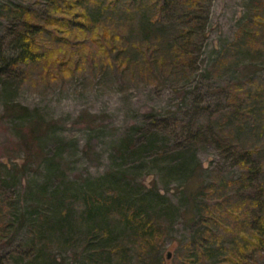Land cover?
<instances>
[{
    "label": "trees",
    "instance_id": "obj_1",
    "mask_svg": "<svg viewBox=\"0 0 264 264\" xmlns=\"http://www.w3.org/2000/svg\"><path fill=\"white\" fill-rule=\"evenodd\" d=\"M41 3L42 8L23 2L2 7L8 23L7 39L0 41V78H15L21 71L22 78H28L33 72L37 81L50 84L86 68L100 71L113 66L136 69L144 77L189 78L197 68L195 52L197 40L205 34L207 0ZM262 52L264 0H257L224 53L231 66H238L239 60ZM219 92L233 108L232 115L241 114L237 129L246 125L243 115H264V83L258 79L230 80ZM1 112V121L17 125L16 145L23 155L22 163L10 168L0 159V172L34 165L33 171L42 174L36 173L27 184L29 199L15 213L11 200H0V243L8 234L23 232L22 246L10 255L13 264H64L65 259L54 254L56 247L70 253V264H160L166 237L161 223L164 196L137 186L134 177L141 162L157 157L169 158L166 178L180 181L190 200L185 215H196V228L173 264H258L264 256V183L257 182L263 165L253 158L255 148L234 141L232 131L214 117L194 131L186 125L183 140L172 144L160 137L166 127L158 122L149 129L131 125L112 142L105 171L71 175L65 162L70 141L49 147L46 139L53 123L38 108L5 102ZM206 134L209 144L234 160L240 171L237 177L216 174L204 180L196 145ZM0 178L3 182L6 175ZM132 253L135 261L129 257Z\"/></svg>",
    "mask_w": 264,
    "mask_h": 264
},
{
    "label": "rangeland",
    "instance_id": "obj_2",
    "mask_svg": "<svg viewBox=\"0 0 264 264\" xmlns=\"http://www.w3.org/2000/svg\"><path fill=\"white\" fill-rule=\"evenodd\" d=\"M13 2L42 8L41 2L44 0H0V41L2 37L7 39L8 17L3 9ZM256 2L207 0L208 21L205 34L197 40L194 59L197 68L189 78L181 75L178 78H165L155 74L144 77L136 69L124 70L113 66L100 71L86 68L62 82L46 84L37 81L33 72L28 78H22L21 71L20 76L16 72L18 76L15 78H0V114L5 102H19L29 108H38L44 119L53 123L52 132L48 134L50 138L46 139L49 147H54L56 141H70L65 162L71 175H86L88 172L99 175L105 171L110 163L112 142L126 133L131 125L138 124L149 129L158 122L166 127L160 130V137L172 144L183 140L186 125L191 124L194 131L214 117L232 131L234 141L244 148L256 149L253 158L263 165V173L257 182L264 183V129L261 126L264 125V115H243L246 125L241 130L237 129L241 114L233 116V108L228 107L224 95L219 92L226 82L243 77L264 83L263 52L239 60L238 66H231V60L224 53L227 43L234 39L237 28ZM203 107L208 109L203 111ZM89 121L91 124H88ZM14 123L8 119L0 120V159L5 161L8 168L11 164L22 163L23 152L16 145L18 127ZM90 125L92 129L88 127ZM200 141L203 142L196 145V157L205 181H210L216 174L227 179L238 176L240 171L234 160L209 144L207 134ZM87 145L91 147L85 150ZM147 160L140 163L142 166L134 177L137 186H143L144 190H157L164 196L165 219L161 223L166 228V237L159 251L160 264H173L196 228V215L193 212L185 215L190 200L178 185L180 181L166 178V161L169 158L157 157L152 162L151 159ZM33 169L34 165L27 166L23 171L12 170L9 174L0 172V176L6 175L4 183L0 178V187H4V191L0 188V200H11L14 213L29 199L26 187L38 172ZM22 238L23 232L19 231L8 234L0 243V264H13L11 252L22 246ZM64 251L56 247L54 254L57 258H64V264H70V253ZM129 257L136 260L134 253ZM258 264H264V256L260 257Z\"/></svg>",
    "mask_w": 264,
    "mask_h": 264
},
{
    "label": "water",
    "instance_id": "obj_3",
    "mask_svg": "<svg viewBox=\"0 0 264 264\" xmlns=\"http://www.w3.org/2000/svg\"><path fill=\"white\" fill-rule=\"evenodd\" d=\"M170 256V254H168V257Z\"/></svg>",
    "mask_w": 264,
    "mask_h": 264
}]
</instances>
